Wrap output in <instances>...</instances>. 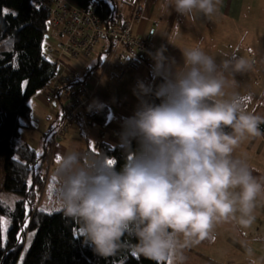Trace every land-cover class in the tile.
<instances>
[{"label":"clouds","instance_id":"1","mask_svg":"<svg viewBox=\"0 0 264 264\" xmlns=\"http://www.w3.org/2000/svg\"><path fill=\"white\" fill-rule=\"evenodd\" d=\"M221 5L164 0L161 7L195 20L197 14L212 17ZM172 33L180 36L179 22ZM166 51L161 45L149 53L154 76L164 79L154 91L160 103L143 99L153 93L150 85L139 81L134 90L141 103L125 118L121 140L130 145L135 139L138 148L129 149L123 167L117 171L112 158L79 150L55 163L57 206L80 224L83 244L101 257L127 246L155 264H183L185 249L215 240L217 224L236 220L249 228L264 196V178L233 157L243 140L264 135V117L248 112L244 98H225L227 87L238 86L235 75L252 63L235 54L217 63L196 46L181 49L184 63L178 66Z\"/></svg>","mask_w":264,"mask_h":264},{"label":"trees","instance_id":"2","mask_svg":"<svg viewBox=\"0 0 264 264\" xmlns=\"http://www.w3.org/2000/svg\"><path fill=\"white\" fill-rule=\"evenodd\" d=\"M72 1L86 6L90 0ZM97 1L101 16L111 24L122 23L126 7L121 0ZM49 31L48 13L30 0H0V159L3 160L0 217L9 222L4 238L0 232V264H155L135 256L127 246L111 256L101 257L83 244L78 222L65 217L61 209L47 212L40 207L47 180V163L51 161V146L55 141L53 131L62 119V102L56 125L42 134L41 155L37 156L38 151L20 135L21 128L34 126L30 121V97L45 89L58 71L57 63L43 55L46 42L52 41V37L47 38ZM101 60L98 57L76 73L77 83H85ZM150 78L148 85L153 93L145 100L159 104L154 91L164 79L151 72ZM247 102L242 101L243 105ZM108 110L106 103H97L89 117L91 123L101 127L108 118ZM260 128L264 132V124ZM99 137L91 152L112 158L117 171L123 167L129 149L135 151L138 148L135 139L130 145H110L101 135ZM12 194L16 197L12 198ZM30 231H33L32 240L26 246ZM211 240L201 242L209 244ZM131 242L136 241L133 238Z\"/></svg>","mask_w":264,"mask_h":264},{"label":"crops","instance_id":"3","mask_svg":"<svg viewBox=\"0 0 264 264\" xmlns=\"http://www.w3.org/2000/svg\"><path fill=\"white\" fill-rule=\"evenodd\" d=\"M141 3L142 13L133 23V31L136 35H142L155 50L164 45L167 49L165 56L174 58L176 65L182 66L184 63L181 49L196 46L214 56L217 63L234 54L249 60L252 63L251 69L244 74L235 75L238 86L227 87L225 98H231L233 95L244 98L243 102L248 101L244 105L246 110L252 108L256 111L252 113L264 117V0H222L219 11L212 17L197 14L195 20L180 15L174 8L169 9V14L163 11L161 6L164 0H141ZM153 21H157V25H154ZM177 22L181 27L180 36L172 33V27ZM153 31L156 33L152 34ZM163 34H167L173 44ZM103 56L98 52L96 59L98 57L102 59ZM115 62L123 63L126 74L135 76L137 84L145 80L148 85L151 81L150 72L153 73L154 60L140 64L129 59L116 58ZM108 68L105 71L102 69L96 77L91 74L86 81L89 86H93L96 104L104 102L108 105V118L101 127L93 122L86 126L77 122L64 136L54 141L51 146V161L47 163L46 180V186L53 190H56L59 183L54 175L55 168L52 166L56 153L64 154L68 148L92 153L94 142L100 138V135L110 145L124 143L121 140L124 120L134 115L141 99L134 94L137 85L132 82L124 81V86L116 89L109 81L103 83L102 79L107 74ZM113 71L111 70L110 73ZM112 79L118 81L114 79V74ZM261 83L263 87L258 88V84ZM120 89L123 90L122 93ZM119 95L121 99L116 100L115 96ZM146 97L143 99L145 100ZM252 101L256 106H252ZM29 104L30 119L32 117L37 119L42 115L46 120L44 127L39 130L41 133L38 139H41L44 131L56 125L61 103L59 100L45 102L43 93L38 91L30 97ZM35 126L34 124L30 128H22L20 137L26 141L27 138L22 135V131L24 129L33 131ZM233 157L246 164L255 177L264 178V135L243 140L235 149ZM2 161L0 159V166ZM254 215L255 221L249 228L241 227L236 220L215 226L214 250L212 249L214 264H252L253 261L255 264H264V196L257 199ZM212 242L213 240L210 244L201 243L211 246ZM247 248L252 249L251 256L247 254Z\"/></svg>","mask_w":264,"mask_h":264},{"label":"built area","instance_id":"4","mask_svg":"<svg viewBox=\"0 0 264 264\" xmlns=\"http://www.w3.org/2000/svg\"><path fill=\"white\" fill-rule=\"evenodd\" d=\"M125 4V17L121 24H111L98 12V1L90 0L80 6L72 0H30L32 4L48 13L50 31L43 49V55L57 63L55 78L41 90L44 101L59 100L63 104L62 119L53 131V140L60 139L77 122L85 126L91 123L90 115L95 111L92 88L85 83H77L75 69L63 59L91 58L96 46L106 57L105 71L109 65L118 69L117 79L122 78L126 68L115 59H129L145 64L155 53L142 35L133 31V23L142 13L141 0H121ZM157 25V21H153ZM92 105V107H90Z\"/></svg>","mask_w":264,"mask_h":264},{"label":"rangeland","instance_id":"5","mask_svg":"<svg viewBox=\"0 0 264 264\" xmlns=\"http://www.w3.org/2000/svg\"><path fill=\"white\" fill-rule=\"evenodd\" d=\"M100 46H96L93 52V55L91 58H70V59H63V61H65V63L69 66H71L72 68L75 69V73H80L83 68L86 65H89L91 63L95 62L97 53L100 52ZM104 55V54H103ZM106 57L105 55L102 57L101 63L100 65L94 69L92 76L96 77L100 74L101 70L103 69V65L105 63ZM122 65V67L124 66V64H120ZM113 66V67H112ZM111 64L109 65V70H107V74L104 76V78L102 79V82L104 83L105 81H109V83L112 84V86L116 89V87L120 88L122 86H124V81H129L134 83L135 85H137L136 83V77L135 76H131L130 73L126 74V72L124 73V75L122 76V78L117 79V74L119 70L115 69L114 65ZM116 71L114 72L113 71ZM113 71V73H110V71ZM114 74V79L118 80V81H114L112 79ZM144 84H146V81H143ZM263 84H258V88H262ZM123 90L120 89V93H122ZM112 98L114 99V96H112ZM116 100H120L121 99V95L119 96H115ZM115 100V101H116ZM252 106H256L255 103L252 101ZM262 107V106H260ZM248 112H256L255 110H252V108H250L249 110H247ZM34 113V112H33ZM30 121L32 123H34L35 129L32 131L28 130V129H24L22 131V135L27 138L26 141L28 142V144H30L32 147H34L39 153H41L43 151V147H42V142H43V135H41V139H38V136L40 135V129L44 127L46 120L45 118L41 115L39 116L37 119H35V117L31 118ZM22 130V128H21ZM65 135V134H64ZM63 135V136H64ZM72 150H76L74 148H68V150L66 152L72 151ZM62 154H57L55 155L54 161H53V167L55 168V163L57 160V157H59ZM2 168L0 166V187L2 185V181H3V176H2ZM12 198H15L16 195L12 194L11 195ZM40 207L42 209H44L47 212H52V211H56L59 210L60 208L57 206L56 203V190H53L47 186H45L41 201H40ZM4 220L8 221L7 218L3 217ZM9 222L7 224V228H8ZM2 237L4 238L6 233L1 232ZM32 234L33 231H30V234L28 235V238L25 241L26 246L29 245V243L32 240ZM214 234V229H213V233ZM28 241V242H27ZM210 244V243H209ZM214 241L211 243V246L203 244V243H199L198 245H194L188 249L184 250V256L186 257V259L184 260L183 264H214Z\"/></svg>","mask_w":264,"mask_h":264},{"label":"snow or ice","instance_id":"6","mask_svg":"<svg viewBox=\"0 0 264 264\" xmlns=\"http://www.w3.org/2000/svg\"><path fill=\"white\" fill-rule=\"evenodd\" d=\"M37 156L41 155L39 152L36 153ZM59 159V157H57ZM109 163H114V161H109ZM29 184H31V181H28ZM7 224L8 221L4 220L3 217H0V232L6 233L7 232Z\"/></svg>","mask_w":264,"mask_h":264}]
</instances>
